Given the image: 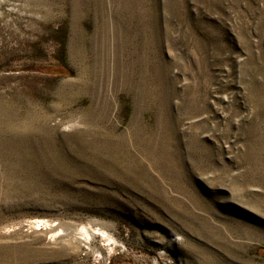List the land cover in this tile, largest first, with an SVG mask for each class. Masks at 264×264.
Listing matches in <instances>:
<instances>
[{
    "label": "rangeland",
    "instance_id": "obj_1",
    "mask_svg": "<svg viewBox=\"0 0 264 264\" xmlns=\"http://www.w3.org/2000/svg\"><path fill=\"white\" fill-rule=\"evenodd\" d=\"M0 264H264V0H0Z\"/></svg>",
    "mask_w": 264,
    "mask_h": 264
},
{
    "label": "trees",
    "instance_id": "obj_2",
    "mask_svg": "<svg viewBox=\"0 0 264 264\" xmlns=\"http://www.w3.org/2000/svg\"><path fill=\"white\" fill-rule=\"evenodd\" d=\"M53 69H54L55 73H56L57 71H60V70H61V68H59V67H58V68L56 67V68H53ZM50 71H51V69H50ZM52 71H53V70H52ZM50 73H52V72H50ZM57 73H61V71H60V72H57Z\"/></svg>",
    "mask_w": 264,
    "mask_h": 264
}]
</instances>
